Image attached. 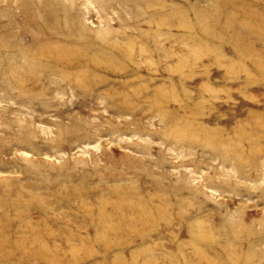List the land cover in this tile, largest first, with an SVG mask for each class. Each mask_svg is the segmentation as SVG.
I'll use <instances>...</instances> for the list:
<instances>
[{
	"label": "rangeland",
	"instance_id": "rangeland-1",
	"mask_svg": "<svg viewBox=\"0 0 264 264\" xmlns=\"http://www.w3.org/2000/svg\"><path fill=\"white\" fill-rule=\"evenodd\" d=\"M148 1L0 0V264H264V0Z\"/></svg>",
	"mask_w": 264,
	"mask_h": 264
},
{
	"label": "bare ground",
	"instance_id": "bare-ground-1",
	"mask_svg": "<svg viewBox=\"0 0 264 264\" xmlns=\"http://www.w3.org/2000/svg\"><path fill=\"white\" fill-rule=\"evenodd\" d=\"M137 5V4H136ZM160 6L159 4H158V1H156V0H149L147 3H146V7H147V9H149V8H152V7H154V6ZM138 6V5H137ZM139 8V7H138ZM156 11V10H155ZM161 11V10H160ZM146 12V11H145ZM147 13V12H146ZM139 14V13H138ZM146 15V14H145ZM139 17H142V16H140V15H138ZM169 16V15H168ZM155 17V16H154ZM156 18V17H155ZM162 19V18H161ZM153 20V19H152ZM163 20V19H162ZM188 25V24H187ZM170 26V25H169ZM142 27V26H141ZM142 28H144V27H142ZM91 35V34H90ZM101 37V36H100ZM193 37V36H192ZM206 43H208V42H206ZM202 44V43H201ZM39 45H41V44H39ZM189 50V49H188ZM190 51V50H189ZM194 51H195V49H194ZM74 52H76V51H74ZM178 53H179V51H177ZM199 52V51H198ZM211 52V51H210ZM237 52V51H236ZM79 52H76V54H78ZM239 53V52H238ZM241 53V52H240ZM239 53V54H240ZM200 54H202L201 53V51H200ZM82 56V55H81ZM80 56V57H81ZM202 56V55H201ZM82 58V57H81ZM218 60V59H217ZM220 63V62H219ZM233 66V65H232ZM25 87V86H24ZM24 87H21V88H24ZM28 90H26V89H21L20 90V92H21V94L23 95V96H25V97H30L33 93V96L35 95V93L36 92H31V90L29 89V88H27ZM32 96V97H33ZM28 97V98H29ZM20 126V125H19ZM181 135V134H180ZM201 135H203L204 137H202V138H200L199 140H198V142H209L208 144H210L213 148H215L216 150H218V151H220V153H223L224 155H227L228 154V152H229V150L227 149V146H222L223 144H224V137H221V138H218V137H215V136H213L212 134H206V135H204V134H201ZM18 136H20V135H16L15 137H16V139L17 140H21L22 139V137L20 138V137H18ZM224 138V139H223ZM223 139V140H222ZM120 143V142H119ZM151 144V143H150ZM151 146V145H150ZM223 147V148H225V150L223 149V150H219L218 148L219 147ZM221 147V148H222ZM130 148V147H129ZM147 148V147H146ZM107 156V155H106ZM123 158V157H122ZM225 158V157H224ZM125 159H126V156H125ZM101 160V159H100ZM129 160V159H128ZM249 164V163H248ZM221 165L224 167V163L222 162L221 163ZM143 168V167H142ZM111 170V169H110ZM113 170V169H112ZM109 172V171H108ZM118 173V172H117ZM116 174V173H115ZM111 175V174H110ZM118 175V174H117ZM120 175V174H119ZM123 176V175H122ZM136 176H137V174H136ZM116 177V176H115ZM123 177H125V176H123ZM128 177V176H127ZM130 177V176H129ZM114 178V177H113ZM126 178V177H125ZM149 178V177H148ZM128 179V178H127ZM9 184V183H8ZM110 185H112V184H110ZM128 185V184H127ZM10 187V186H9ZM8 187V188H9ZM110 187V186H109ZM114 189H115V187H114ZM116 190V189H115ZM76 191V190H75ZM114 191V190H113ZM117 191V190H116ZM10 195V194H9ZM16 197V196H15ZM4 199H5V197H2V198H0V202H3L4 201ZM101 205V204H100ZM148 208H150V206H149V204H147V203H144V206L143 207H140V209H139V211L137 212V214H136V218L138 219V220H144V218L149 214V211L150 210H148ZM148 211V212H147ZM219 212V211H218ZM148 213V214H147ZM238 221V220H237ZM238 223V222H237ZM240 223V222H239ZM198 225V224H197ZM239 226V225H238ZM240 227V226H239ZM232 228V227H231ZM232 232V231H231ZM226 236H227V234H226ZM228 238V237H227ZM231 247V246H230ZM5 264V263H4ZM106 264V263H105Z\"/></svg>",
	"mask_w": 264,
	"mask_h": 264
}]
</instances>
